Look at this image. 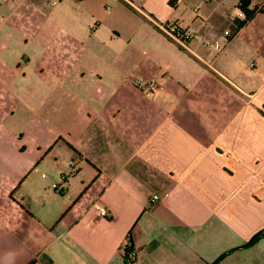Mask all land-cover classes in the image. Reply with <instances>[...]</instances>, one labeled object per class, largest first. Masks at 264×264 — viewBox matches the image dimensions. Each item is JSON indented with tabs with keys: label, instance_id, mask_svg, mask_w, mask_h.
Listing matches in <instances>:
<instances>
[{
	"label": "crops",
	"instance_id": "crops-1",
	"mask_svg": "<svg viewBox=\"0 0 264 264\" xmlns=\"http://www.w3.org/2000/svg\"><path fill=\"white\" fill-rule=\"evenodd\" d=\"M130 1L0 0V264H264V0Z\"/></svg>",
	"mask_w": 264,
	"mask_h": 264
},
{
	"label": "built area",
	"instance_id": "built-area-1",
	"mask_svg": "<svg viewBox=\"0 0 264 264\" xmlns=\"http://www.w3.org/2000/svg\"><path fill=\"white\" fill-rule=\"evenodd\" d=\"M127 3L132 5V2L130 0H124ZM239 18H242L244 21L249 20V18H247V15L245 14V12L243 10L239 11ZM162 29L169 35L173 36L174 38H176L184 47H187L188 44V40L190 37H192V31H190L189 29L184 31L181 28H179L176 24L171 23V24H166L162 26ZM229 30L226 31V34H229ZM217 48H219V45H216ZM147 88L148 89H155V85L154 83H148L147 84ZM54 188L58 190L59 186L57 184L54 185ZM159 200L158 196H155L152 199V203H156ZM100 216H107L108 212L106 209L97 207ZM123 254L125 257H127L126 259L128 261H132L134 259L133 253L131 254H127L126 252H124L123 249Z\"/></svg>",
	"mask_w": 264,
	"mask_h": 264
},
{
	"label": "trees",
	"instance_id": "trees-1",
	"mask_svg": "<svg viewBox=\"0 0 264 264\" xmlns=\"http://www.w3.org/2000/svg\"><path fill=\"white\" fill-rule=\"evenodd\" d=\"M247 7H248V2L246 1V0H242V5H241V9L245 12V14L247 15V18H251L252 17V12H250L248 9H247ZM244 23H241L240 24V26H242ZM264 236V230L263 231H261L259 234H257L254 238H253V240L251 241V243L250 244H254L255 242H257L261 237H263ZM127 257H125V260H127L126 259ZM127 262L129 263L130 261H128L127 260Z\"/></svg>",
	"mask_w": 264,
	"mask_h": 264
},
{
	"label": "rangeland",
	"instance_id": "rangeland-1",
	"mask_svg": "<svg viewBox=\"0 0 264 264\" xmlns=\"http://www.w3.org/2000/svg\"><path fill=\"white\" fill-rule=\"evenodd\" d=\"M43 1V4L47 7V6H51L54 4V5H57V4H61V2H63V0H42ZM53 3V4H52ZM50 7V8H51ZM69 9H72L71 6H69ZM109 10H111V8H109ZM237 11L238 10H235L234 13L237 14Z\"/></svg>",
	"mask_w": 264,
	"mask_h": 264
}]
</instances>
